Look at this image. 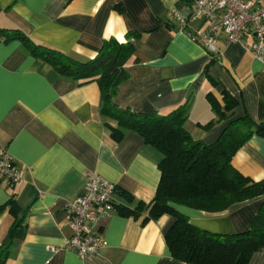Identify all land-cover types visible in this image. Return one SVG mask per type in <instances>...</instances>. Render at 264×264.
I'll list each match as a JSON object with an SVG mask.
<instances>
[{"label":"crops","instance_id":"crops-1","mask_svg":"<svg viewBox=\"0 0 264 264\" xmlns=\"http://www.w3.org/2000/svg\"><path fill=\"white\" fill-rule=\"evenodd\" d=\"M264 6V0H257ZM189 2L180 0H0V149L19 170L20 180L0 179V245L14 220L21 236L8 248L6 264H183L170 256L164 234L172 219L148 220L125 216L120 209L148 205L155 194L159 153L134 132L121 142L110 138L114 123L99 112L100 92L94 82L77 85L61 77L18 40L4 42L1 30H20L33 43L82 60L92 59L102 41L126 42L134 54L125 69L127 79L117 88L115 105L138 114L165 113L189 99L184 128L195 140L211 144L227 125L244 116L264 120V75L260 64L237 43L216 47L220 61L210 63L201 45L180 32L169 16L182 14ZM249 42V38L246 39ZM210 75L213 85L206 78ZM236 101L226 118L207 130L214 114L206 95L222 106V93ZM244 177L264 180V136H251L231 160ZM87 172H94L132 197L115 194L112 209L90 231L106 243L97 255L80 258L66 241L67 203L82 191ZM16 214L10 213L11 206ZM264 197L233 205L221 213L179 208L194 227L217 234L249 229ZM247 264H264V249Z\"/></svg>","mask_w":264,"mask_h":264},{"label":"trees","instance_id":"trees-1","mask_svg":"<svg viewBox=\"0 0 264 264\" xmlns=\"http://www.w3.org/2000/svg\"><path fill=\"white\" fill-rule=\"evenodd\" d=\"M181 3L184 0H180ZM4 42L18 40L34 57L40 58L61 77L77 85L96 83L100 92L99 112L114 123L110 138L119 143L127 132L137 133L145 145L156 150L160 159L157 169L160 177L152 201L138 202L134 209H120L125 216L138 218L143 212L148 220L163 215L172 222L164 234V241L172 259L183 264H247L253 253L264 249V203H262L249 229L238 234H217L191 225L179 208L205 213H221L233 205L264 197V180L255 182L244 177L231 165L232 157L253 135L264 136V120L255 124L247 116L230 122L217 140L204 144L195 140L184 128L190 107L189 99L165 113L138 114L118 108L113 102L118 86L127 79L126 65L134 54L129 41L114 38L102 41L97 54L82 60L56 49L33 43L20 30H1ZM214 60H210V63ZM206 78L215 85L210 75ZM214 119L196 126L207 130L224 120L225 113L236 106V101L222 93V106L206 95ZM127 203L132 197L116 191ZM8 205H12L8 201ZM15 216L16 209L11 206ZM20 224L15 220L6 240L0 245V264H6L8 248L21 236Z\"/></svg>","mask_w":264,"mask_h":264},{"label":"built area","instance_id":"built-area-1","mask_svg":"<svg viewBox=\"0 0 264 264\" xmlns=\"http://www.w3.org/2000/svg\"><path fill=\"white\" fill-rule=\"evenodd\" d=\"M189 3L185 15L177 7L169 11L180 32L201 45L209 59L217 62L222 52L217 49L216 42L223 35L225 45L239 44L260 64V73L264 75V6L257 0H192ZM20 177L13 158L1 148L0 179L14 185ZM85 179L81 193L67 203L71 236L66 248L80 258L97 255L106 247L101 237L90 231L89 224L112 209V199L118 190L116 185L94 172H87Z\"/></svg>","mask_w":264,"mask_h":264},{"label":"water","instance_id":"water-1","mask_svg":"<svg viewBox=\"0 0 264 264\" xmlns=\"http://www.w3.org/2000/svg\"><path fill=\"white\" fill-rule=\"evenodd\" d=\"M185 2H190V1H192V0H184Z\"/></svg>","mask_w":264,"mask_h":264}]
</instances>
